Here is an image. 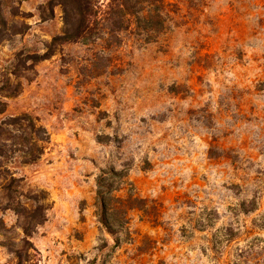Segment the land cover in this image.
<instances>
[{
	"label": "rangeland",
	"instance_id": "1",
	"mask_svg": "<svg viewBox=\"0 0 264 264\" xmlns=\"http://www.w3.org/2000/svg\"><path fill=\"white\" fill-rule=\"evenodd\" d=\"M48 1L0 0V120L28 114L49 137L35 163L5 164L20 181L13 202L0 191V264H264V0H152L154 38L91 0L83 37L56 45L66 17ZM104 172L113 197L143 200L114 236ZM42 206L41 224L14 211Z\"/></svg>",
	"mask_w": 264,
	"mask_h": 264
},
{
	"label": "trees",
	"instance_id": "2",
	"mask_svg": "<svg viewBox=\"0 0 264 264\" xmlns=\"http://www.w3.org/2000/svg\"><path fill=\"white\" fill-rule=\"evenodd\" d=\"M140 3L143 4L139 0H111L103 20L112 26H122L125 29L135 24L138 30L146 33L148 37L154 38L164 28L162 14L158 11L159 6L154 4L152 0H146L144 6H139ZM56 6L63 8L66 17L65 30L63 36L54 38L51 45H56L62 41L67 43L81 39L88 29L90 19L96 17L91 0H49L42 14L45 15L46 10H48L53 15ZM9 33V27L5 21H2V26L0 24V45L8 39ZM46 57L47 55H35L31 59L33 62H40L47 59ZM10 82V80L6 81V84ZM14 95L17 94L10 96ZM4 113V104L0 103V115ZM48 140L49 137L45 128L38 126L28 114L0 120V191L5 192L10 201L13 202V194L18 193L15 186L20 180L14 178V175L5 164L15 155H19L23 165L35 163L43 154V146L40 144ZM110 175L121 176L122 172L112 171ZM108 176L104 172L97 181L98 217L101 226L114 236L116 234L115 223L118 227L123 228L128 211L141 208L143 200L133 196H129L127 199L113 197L114 188L112 184L107 183ZM21 196L23 195L21 194ZM31 199L34 200V203L39 200L37 196L28 198V200ZM43 210L44 206L35 207L34 210H28L27 207H23V209L14 208V211L19 215L23 216L26 213L29 215L28 217L38 216L37 224L44 221Z\"/></svg>",
	"mask_w": 264,
	"mask_h": 264
}]
</instances>
